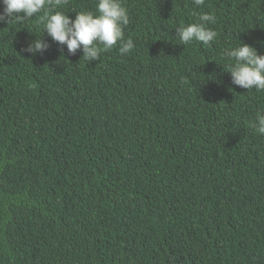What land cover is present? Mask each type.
Listing matches in <instances>:
<instances>
[{"label":"trees","instance_id":"trees-1","mask_svg":"<svg viewBox=\"0 0 264 264\" xmlns=\"http://www.w3.org/2000/svg\"><path fill=\"white\" fill-rule=\"evenodd\" d=\"M123 5L134 48L94 61L43 12L0 23V264H264V91L233 85L226 56L264 54V0ZM202 13L216 39L183 45Z\"/></svg>","mask_w":264,"mask_h":264},{"label":"clouds","instance_id":"clouds-1","mask_svg":"<svg viewBox=\"0 0 264 264\" xmlns=\"http://www.w3.org/2000/svg\"><path fill=\"white\" fill-rule=\"evenodd\" d=\"M67 3L68 0H0V23L23 22L43 12L39 17L43 32L46 31L52 41L66 46L71 55L82 51L85 60L94 61L100 59L102 51L117 46L120 55L130 54L134 42L131 38L125 40L124 29L129 24V14L123 0H97L95 12L78 11L74 19L64 11L56 10ZM193 3L203 6L205 0H193ZM215 19L213 14L202 13L196 22L178 27L175 34L183 45L194 41L209 45L217 36L216 31L208 27ZM41 36L29 43L24 51L33 56L45 52L49 44ZM226 56L230 61L227 72L233 85L248 91H264V54H258L255 47L241 41ZM253 127L264 136V113L257 116Z\"/></svg>","mask_w":264,"mask_h":264}]
</instances>
